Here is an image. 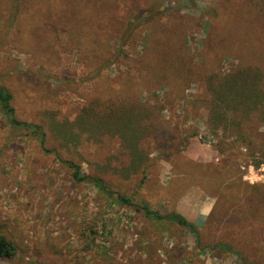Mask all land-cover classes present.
<instances>
[{
  "label": "rangeland",
  "instance_id": "374dc122",
  "mask_svg": "<svg viewBox=\"0 0 264 264\" xmlns=\"http://www.w3.org/2000/svg\"><path fill=\"white\" fill-rule=\"evenodd\" d=\"M150 7L155 18L138 23ZM262 12L264 0H0V86L11 93L16 118L42 125L47 147L57 149L44 153L24 132L11 131L0 111V234L16 248L0 264H240L233 254L210 251L218 242L264 264V223L242 224L233 200L248 186L264 185V161L256 167L233 138L219 152L222 135L209 132L197 102L207 72L226 74L257 51L264 61ZM178 19L195 78L184 91L140 93L142 102L161 106L152 137L141 144L150 152V169L124 177L129 157L117 137L61 146L51 121H73L110 87L118 92L146 76L143 61L161 48L148 44V35ZM129 24L134 34L125 39ZM256 134L262 138L264 127ZM60 159L101 177L113 194L75 182ZM248 168L253 184L244 179ZM229 191L230 203H218ZM117 194L133 207L116 201ZM179 204L197 227L199 245L185 229L151 222L141 210L176 212Z\"/></svg>",
  "mask_w": 264,
  "mask_h": 264
},
{
  "label": "trees",
  "instance_id": "16d2710c",
  "mask_svg": "<svg viewBox=\"0 0 264 264\" xmlns=\"http://www.w3.org/2000/svg\"><path fill=\"white\" fill-rule=\"evenodd\" d=\"M154 10L156 9L151 7L143 9L138 14V23L149 24L155 18ZM261 15L264 18V12ZM178 20L179 22H175L178 23L177 25H170L159 34L148 35V44L154 41L155 45L161 48L151 60L143 61L146 76L133 82L129 81L118 92H113L110 87L111 92L107 91L105 98L90 100L89 105L81 109L73 121H51L52 136L61 140V146L65 148L78 146L83 137L94 143L99 142L103 136L117 137L129 157L128 165L121 170L124 177L127 178L130 174L138 172L145 173L150 169L152 163L150 152L143 149L141 144L146 138L152 137L154 128L152 122L157 118L161 106L142 102L140 93L145 89L153 91L155 88L163 87L184 91L195 78L191 67V51L183 42L185 34L182 20ZM131 24L128 25L129 30L122 33L125 39L134 34L132 33L134 27ZM258 54V51L254 54L256 58L251 56H246V59L241 58L238 66L226 74L214 70L207 72L204 77L203 96L197 100L206 111V125L209 132L214 136L220 133L222 135L223 140L218 144V151L222 153L225 150L222 146L223 142L233 138L232 143L235 146L248 149L250 156L255 159L256 167L264 161V136L258 138L256 134L258 127H264V61ZM205 68L209 69L207 63ZM0 111L11 131L18 135L24 132L46 154L57 153L56 148L47 147L48 134L42 125L23 122L16 118L12 95L1 86ZM159 148L161 152L163 148ZM60 160L72 170V179L75 182L91 184L107 197L113 194L101 177L83 175L78 164ZM216 186L218 187L219 183ZM211 190H214V185ZM203 191L206 196L212 195L210 190ZM230 198H233L230 191L229 195L223 193L218 203H230ZM115 200L133 207L128 199L119 194L116 195ZM233 200L241 206L239 212L242 224L249 219H253L254 223L258 221L264 223V185L248 186L241 197ZM141 210L151 222L172 223L185 229L199 245L200 234L197 227L179 213L162 214L151 210L148 205L141 207ZM204 249L198 246L199 252ZM210 251L233 254L240 264H255L250 263L242 251L235 250L223 242L213 245ZM15 254L16 248L0 234V259L11 260Z\"/></svg>",
  "mask_w": 264,
  "mask_h": 264
},
{
  "label": "built area",
  "instance_id": "2783aa9c",
  "mask_svg": "<svg viewBox=\"0 0 264 264\" xmlns=\"http://www.w3.org/2000/svg\"><path fill=\"white\" fill-rule=\"evenodd\" d=\"M243 169H244V168H243ZM248 172H250L251 174L249 173V176H248V175L245 176L244 179H245V180H246V179H247V180L249 179V182L253 184V182H254V181L252 180L253 178H252V177L250 178V175H251V176L253 175V170H252V168H251V169L248 168Z\"/></svg>",
  "mask_w": 264,
  "mask_h": 264
},
{
  "label": "crops",
  "instance_id": "0c3cea01",
  "mask_svg": "<svg viewBox=\"0 0 264 264\" xmlns=\"http://www.w3.org/2000/svg\"><path fill=\"white\" fill-rule=\"evenodd\" d=\"M176 212L179 213L180 215H182L184 218L187 219L186 215L184 214V212H182L181 209V205L179 204L178 207H176ZM188 220V219H187ZM190 222V221H189Z\"/></svg>",
  "mask_w": 264,
  "mask_h": 264
}]
</instances>
